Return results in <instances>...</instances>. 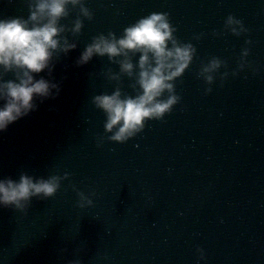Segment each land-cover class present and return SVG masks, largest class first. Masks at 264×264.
<instances>
[{"label": "water", "instance_id": "95a60500", "mask_svg": "<svg viewBox=\"0 0 264 264\" xmlns=\"http://www.w3.org/2000/svg\"><path fill=\"white\" fill-rule=\"evenodd\" d=\"M88 6L94 18H85L78 47L61 54L49 77L60 95L37 100L36 110L0 132V177L70 173L54 196L33 197L27 210L0 206V264H264V0ZM153 11L168 12L178 38L197 48L176 81L182 99L129 140H108L105 113L91 98L114 90L103 73L118 65L106 56L76 59L93 35L120 34ZM230 13L249 31L225 30ZM28 14L26 0H0V16ZM245 47L250 66L240 70ZM212 56L227 61L220 71L229 75H217L205 93L197 72ZM130 85L124 76V92L135 94ZM79 191L93 204L80 207Z\"/></svg>", "mask_w": 264, "mask_h": 264}, {"label": "clouds", "instance_id": "9594fccd", "mask_svg": "<svg viewBox=\"0 0 264 264\" xmlns=\"http://www.w3.org/2000/svg\"><path fill=\"white\" fill-rule=\"evenodd\" d=\"M29 14L0 16V132L10 124L36 110L37 100L59 96L61 84L52 77L56 60L78 47L77 37L82 33L85 18H94L88 0H26ZM73 10L77 14L69 22ZM224 29L239 36L249 31L244 21L229 14ZM170 14L153 11L139 17L123 28L120 34L109 30L91 37L79 57L77 65H85L94 57H107L118 71L108 67L104 76L116 82L111 92L92 96L91 102L105 113L104 129L108 140L125 142L140 133L148 120H162L182 99L176 90V81L193 63L197 48L191 41H182ZM222 35L221 32H214ZM203 34H195L199 40ZM246 43L252 44L249 38ZM250 47L242 49L239 69L250 66L247 57ZM227 61L212 56L201 62L197 76L208 85L205 93L212 92L211 85L217 75L221 80L229 75ZM47 75H42V73ZM9 74L11 76L9 77ZM237 70H232L236 75ZM131 78L135 94L125 93L123 77ZM70 173L34 176L21 172L18 178L0 177V206L27 210L32 198L52 197L61 188ZM79 205L93 204L91 197L78 192ZM200 259H206L199 249ZM69 264H81L74 259Z\"/></svg>", "mask_w": 264, "mask_h": 264}]
</instances>
